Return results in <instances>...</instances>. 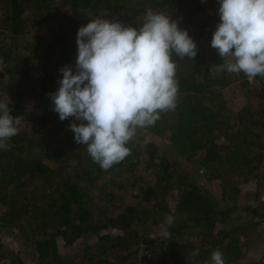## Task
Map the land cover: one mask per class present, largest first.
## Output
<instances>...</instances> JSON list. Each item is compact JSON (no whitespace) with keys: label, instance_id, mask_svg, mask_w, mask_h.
<instances>
[{"label":"trees","instance_id":"1","mask_svg":"<svg viewBox=\"0 0 264 264\" xmlns=\"http://www.w3.org/2000/svg\"><path fill=\"white\" fill-rule=\"evenodd\" d=\"M111 1L115 10L122 11L118 17L125 26L139 29L146 10L151 9L171 16L183 30L197 31L198 42L193 59L173 54L178 82L175 110L161 113L154 125L141 128L148 135L145 139L137 131L128 144L130 155L105 171L69 130L70 123L81 122L74 118L61 121L49 94L60 87L61 68L68 65L76 71L78 29L98 17L111 21L113 18L104 16ZM205 1L211 6L207 12L190 6L189 0H61L58 6L54 0H0V98L7 94L10 115L22 117L18 135L9 141L10 150H0V264H205L216 249L224 253L225 264L238 259V241L231 236L234 230H227L230 216L237 211L263 218L260 210L264 205L230 204L226 190L232 184L228 178L245 183L255 171L253 161H261L264 76L254 78L263 96L252 101L248 89L254 82L249 83L243 73H215L214 65L223 62L211 47L213 26L220 22V4L219 0ZM28 27L36 30L31 41L26 37ZM232 79L236 84L231 93L220 94ZM228 95L238 108L229 109ZM31 96L48 103L45 107L37 103L36 110L28 111L25 100L33 99ZM212 102L219 109L211 112ZM24 124H35L36 131L49 127L45 133L60 134L58 146L46 145L41 135L38 140L27 137ZM153 137L165 139L163 147L169 151L157 163L152 162L155 154L145 152L159 149ZM32 149L36 151L32 153ZM138 158L144 159L148 176L155 175L156 182L146 184L134 177ZM178 158L200 169L205 182L220 181L219 196L202 188L188 173L181 174ZM71 160L76 161L72 174L56 171L61 164L69 167ZM238 171L244 177L235 173ZM123 172L135 181L124 183ZM106 176L109 191L97 187ZM116 176L122 179L112 182ZM126 187H135L132 197L140 198L139 203L147 208L118 206L111 210L116 200L126 201L116 197ZM93 190H100L102 198ZM173 191L178 193L175 212L169 214L174 223L167 226L168 211L161 203ZM156 201L154 208L163 213L159 222L152 217ZM156 223L170 233V240L163 234L149 236ZM113 230L119 234H111ZM182 236L194 237V241L183 243L178 240ZM77 245L80 252L73 249ZM70 249L75 255H67ZM196 249L199 254L193 257ZM252 264H261V260Z\"/></svg>","mask_w":264,"mask_h":264},{"label":"clouds","instance_id":"2","mask_svg":"<svg viewBox=\"0 0 264 264\" xmlns=\"http://www.w3.org/2000/svg\"><path fill=\"white\" fill-rule=\"evenodd\" d=\"M220 22L211 47L223 62L216 74L243 73L249 83L264 76V0H219ZM139 29L118 21L94 18L78 29L76 71L60 69V87L50 93L61 121L74 118L69 130L75 142L87 146L93 162L107 171L130 155L129 142L139 128L154 125L161 113L175 110L180 59L197 56V45L179 22L162 12L146 10ZM8 95L0 98V150H10L22 117L10 115ZM171 226L174 217L165 216ZM163 236L170 240L165 230ZM199 254L194 250L193 257ZM205 264H225L216 249Z\"/></svg>","mask_w":264,"mask_h":264},{"label":"rangeland","instance_id":"3","mask_svg":"<svg viewBox=\"0 0 264 264\" xmlns=\"http://www.w3.org/2000/svg\"><path fill=\"white\" fill-rule=\"evenodd\" d=\"M111 4H109V8L106 11V13L104 14V16L106 18H113L111 21H118L120 23H122V17H118L120 15H122V11L120 9L115 10L113 7L114 3L113 1L110 2ZM54 5L58 6L61 4V0H54L53 2ZM190 6H200L203 10L205 9V11L207 12L211 6L208 2H202V0H189L188 3ZM207 17H209V13H207L206 15ZM139 21L141 22L142 19L138 18ZM136 24H138V21L136 20ZM217 26H213V28H215ZM189 33V36L193 39V41L196 43L198 42V36H197V31L195 30H187ZM196 32V33H194ZM36 34V30L31 29V27L27 28L26 31V37L29 39V41L32 40V36ZM20 43L17 47L20 46L22 39L19 40ZM7 43V41H6ZM230 74V73H229ZM236 81L234 79H232L230 81V84L224 88L223 90L220 91L221 93H225V94H229L231 93V87L235 86ZM260 84L258 85L256 83V81L254 82V87L253 88H249L248 92L252 93V101H257V97L258 95H261V91H260ZM255 91V92H254ZM33 99H26L25 101L28 102V111L30 110H36L37 108H34V106L39 103L41 104L42 107H45V105L48 103L47 101H40L39 99H37L35 96H31ZM30 97V98H31ZM229 97V101H227V106L229 107L230 110H232V108H238L237 105H233V96L232 95H228ZM35 100V101H33ZM215 103V102H214ZM213 102L209 105L211 112L215 111L216 108H218V105H215ZM219 109V108H218ZM217 109V110H218ZM253 109V107L251 108ZM226 113V117H228V112L223 111V113H221L222 115H224ZM220 114V120L223 119L222 115ZM232 123V117L229 119V125H231ZM26 124H24V132H26L27 137H31L34 138L36 140L39 139V135H41L40 137L41 140H45V144L50 146H58L59 140H60V134H54V133H50L47 134L45 133L46 131H49V127L44 128V129H39V130H35L34 129V125L32 124V126H28V124L25 126ZM234 126V125H233ZM138 132H142L143 133V137L144 139L146 138L147 133H145L141 128H139L137 130ZM153 139V143L156 144L159 149L157 150H153V151H148L146 150L145 152H147L149 155H153L155 154V158L152 159V162H159L160 159L158 160V158L163 157V156H169V151L168 148L163 147L165 143V139L162 142L160 140V138H152ZM55 142V143H54ZM161 148V149H160ZM36 149H32V153L35 152ZM30 152V153H31ZM40 154V153H38ZM261 157H260V163H256V161L254 160L252 163V166L254 167L255 171L251 174L248 175V180L245 183H242L241 180H237L235 181L234 178H228L229 183L232 182V184H230L229 188L226 190V197L228 199V202L230 204L237 202L238 204H243L245 205V207H247L248 205L253 207H261V205H264V151H260ZM259 157V156H257ZM44 161H47L45 159V157H43ZM133 161H135V159H133ZM138 165L136 167V170L134 172V177H139L142 178V180L144 181V183L146 184H152L155 180V175L154 176H148V173L146 172L147 170H145V163H144V159L143 158H138ZM177 162L181 165V168L178 170L181 174H184L185 172L188 173L190 175V178L194 181H196L199 185L202 186V188H206L209 189L216 197L219 196L220 192V186L219 183L220 181H216V182H205V178H201L200 176H203L201 174V170L198 169L196 166H193L191 164H185L184 160L182 158H178ZM76 163V161L71 160L69 162V167L66 165H59L56 168V171H59L62 173V175L64 174V176H68V174H72V167L73 164ZM173 169V168H172ZM235 172V173H239ZM123 176L124 178V183L127 182L128 180H130L131 184L132 182L135 181L134 177H131L130 174H126L125 172H123ZM240 174V173H239ZM242 175V174H240ZM254 175H256L254 177ZM243 176V175H242ZM244 177V176H243ZM122 178L119 177H113L112 178V182H119ZM174 180V179H173ZM234 180V181H233ZM156 182V180H155ZM234 182H236L234 184ZM100 184H97V187L100 189V187H104V189L106 191H109V187L108 185L110 184L108 181V177L106 176L105 178H103L102 180H100L99 182ZM84 184V183H83ZM85 185V184H84ZM87 187V186H86ZM133 188L135 187H126L125 191H121V192H116V197L117 198H124L126 199V201L122 204V202H120L119 200H116L117 203L111 205V210L112 209H116L118 206H126L127 207H137L139 208L141 206V208H147L146 204H140V198H134L132 197V194L134 193ZM238 189L239 192L236 193V190L231 191L232 189ZM100 190H93V194L95 196H97V198L101 199L103 194L99 193ZM171 192V190H170ZM232 192L236 195H233ZM178 193L176 191H173V193H170V195H168L167 197L164 198V201L161 203L162 208H164L165 210H167L168 212L167 215H169L171 212L174 213L175 212V198L176 195ZM157 203L154 202L153 204V208L151 209L155 214H152V217L155 218L156 222H159L162 219V212H160L161 210H158L156 208H154L155 204ZM222 208L226 207V205H222ZM251 208V209H252ZM249 209V210H251ZM0 211H2V208L0 207ZM260 212L264 213V210H260ZM244 217H246V219L244 220ZM251 222L250 224H248L247 222ZM227 230H234V232H232L233 237H236L238 241L237 246L238 249L240 251V255L238 257L237 260L232 261L231 263H227V264H252L255 263L256 261L261 260V264H264V217L263 218H258V217H253L252 214L250 212H241L238 213L237 211L235 212V214H233L232 216H230L229 219V225L227 226ZM165 231V227L161 224V223H156L155 225H152L150 227V232H149V236H160L161 234H163V232ZM186 231H184L185 233ZM111 234H119L118 231L113 230L111 232ZM3 236V235H2ZM6 237V236H3ZM9 238V237H8ZM178 240H180L183 243L186 242H193L194 241V237H192V239H189L185 236L182 237H178ZM225 245V244H224ZM75 251L80 252V248L79 246H75L73 248ZM75 253L72 249L69 250V252L67 253V255H75L72 254Z\"/></svg>","mask_w":264,"mask_h":264}]
</instances>
